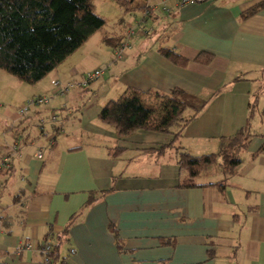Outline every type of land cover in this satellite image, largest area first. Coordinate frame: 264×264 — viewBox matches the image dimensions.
I'll return each instance as SVG.
<instances>
[{
  "label": "crops",
  "instance_id": "crops-1",
  "mask_svg": "<svg viewBox=\"0 0 264 264\" xmlns=\"http://www.w3.org/2000/svg\"><path fill=\"white\" fill-rule=\"evenodd\" d=\"M140 1L135 12L142 19L133 25L143 20L142 8L152 7L151 19L163 28L155 44L140 30L129 36L135 27H127L121 14L115 30L95 35L35 86L12 82L0 71V162L11 165L0 175V264H43V245L60 237L76 215L61 253L65 264H264V94L252 121L257 138L224 195L216 187L180 189L176 151L196 158L217 154L221 139L247 125L249 105L264 85V12L241 18L264 0H206L185 7ZM167 36L164 48L187 60L184 68L159 54ZM126 42L130 49L117 61L116 51ZM201 55L213 57L210 66L196 63ZM92 71L106 72L104 81L76 116L68 105L81 100L79 92L70 100V94L51 98L55 80L80 83ZM81 90L88 93L90 86ZM175 90L198 98L217 95L182 131L176 148L161 154L174 136L160 131L170 122ZM132 95L147 110L149 130L119 140L98 117L107 103ZM41 98H51L50 104L29 112L36 118L30 131L34 118L19 113ZM20 138L27 150L17 157L13 146ZM116 149L122 152L115 155ZM15 177L23 188L9 184ZM222 181L215 176L199 183ZM91 197L97 201L87 205Z\"/></svg>",
  "mask_w": 264,
  "mask_h": 264
},
{
  "label": "trees",
  "instance_id": "trees-1",
  "mask_svg": "<svg viewBox=\"0 0 264 264\" xmlns=\"http://www.w3.org/2000/svg\"><path fill=\"white\" fill-rule=\"evenodd\" d=\"M115 1L125 14L138 11L141 3L138 0ZM148 7L147 5L142 9L145 11ZM262 12H264V3L245 13L241 19L248 20ZM105 27L106 21L95 13L93 0H0V71L20 83L35 86L63 65ZM169 40V36L162 40L159 54L172 66L184 68L188 63L187 60L164 48ZM105 43L112 45L111 40H105ZM212 61V56L201 55L196 63L210 66ZM263 94L264 85L249 105L247 125L235 136L221 139L217 154L196 158L175 146L182 131L196 121L217 94L198 98L180 90L173 92L175 105L170 111V122L160 133L172 134L171 130L176 128H179V131L174 134L171 143L161 148L159 153L163 154L167 149L176 148L181 179L180 189L216 187L224 195L227 181L236 176L243 165L242 154L249 150L253 140L257 138L252 130V121L259 114V102ZM187 112H191L192 116L185 119ZM146 114L147 110L140 99L132 95L126 100L107 103L98 120L101 124L112 128L117 139L126 140L139 131L149 130L145 125ZM263 151L264 147L259 154ZM121 152V149L114 151L115 155ZM215 176H221L223 181L206 186L199 183L203 178ZM95 201L97 199L91 197L87 205ZM77 217L78 215L72 218L60 237L43 245L42 250L45 247L49 248L46 254L49 264H65L67 261L66 258H62L61 253L69 244L67 241L69 229Z\"/></svg>",
  "mask_w": 264,
  "mask_h": 264
},
{
  "label": "rangeland",
  "instance_id": "rangeland-1",
  "mask_svg": "<svg viewBox=\"0 0 264 264\" xmlns=\"http://www.w3.org/2000/svg\"><path fill=\"white\" fill-rule=\"evenodd\" d=\"M138 1H140V0H138ZM117 2L115 1V0H93V5H94V7H95V13H96V15L98 16V17H100V18H102L103 20H105V21H107V28L106 29H104L103 30V32L105 33H111L113 30H115V27H117V23H118V21H119V18H120V15L121 14H123V16H126V19H125V23H126V26L128 27L129 25H133V23H134V21H136L137 19L139 20V19H142L141 18V15H140V13H138V12H135V13H131V14H125V13H122L121 12V10L119 9V7L117 6V4H116ZM140 5H141V3H140ZM156 18L155 17H153L152 19H150L149 21H148V23L146 24V25H144V27L142 28V30H141V32L143 33V34H145V35H143V36H146V33H149L150 32V30L151 29H153L154 30V33H151V34H149V35H147V36H149V39H148V41L150 42V43H156V41L158 40V39H160L161 37H162V34H163V28L161 27V21L160 22H156L155 24H154V20H155ZM133 27H135L134 25H133ZM129 28H127V30H128ZM143 38H145V37H143ZM169 47L170 46H168V45H166V49H169ZM113 66V65H112ZM2 72V71H1ZM104 72V71H103ZM91 73H94V71H92ZM3 74H5V73H3ZM88 74H90V73H88ZM87 73H85L84 75L86 76V75H88ZM104 74H106V72H104ZM6 75V74H5ZM83 75V78H85V76ZM8 76V75H7ZM109 73H107V76H106V78L107 79H109ZM11 79L10 80H12V82H19V81H16V79H14L13 77H11V76H9ZM83 78H82V80H83ZM104 76L102 77V78H100V79H98L96 82H94V83H92L91 85H90V90L88 91V93H86V92H83L81 89H77V88H75V89H73L72 90V92L70 93V95L67 97L68 98V100H70L71 99V96L72 95H74L75 93H77V92H79L80 93V95H81V100H78V98H76L77 99V103L76 102H72V103H69V105H68V107L70 108V110L72 109V111L74 112V115L76 116L77 114L76 113H79V111L80 110H78V108L77 107H80V108H82L84 105H86L89 101H90V99H91V95H92V92H95L96 90H97V88H99V86H100V84L101 83H103V81H104ZM49 99H51V98H49ZM75 99V100H76ZM54 100H57V99H54ZM58 100H64V98H59ZM78 105V106H77ZM94 105H95V103L93 102V103H91L90 105H88V109L90 110L91 108H93L94 107ZM40 108H47V106H42V107H40ZM44 110V109H43ZM82 110V109H81ZM14 111H16V110H14ZM76 111H78V112H76ZM3 115H4V113H3V111H0V117L1 118H3ZM29 116H30V118L31 119H33V120H31L30 122H29V125H30V131H32L33 129H34V124H32V122H34V121H36V118L32 115V112L31 113H29ZM191 117V116H190ZM185 119H188L189 118V115H185V117H184ZM45 125L46 126H49V124L46 122L45 123ZM18 126H20V125H18ZM39 127V126H38ZM179 129V128H178ZM178 129L176 128V129H173L172 131H173V133L174 134H176V133H178ZM36 142L39 144H41V143H43V144H41V148H43V146H44V141L42 140V139H40V138H38V140H36ZM27 147H26V145H25V147H24V149H26ZM27 150V149H26ZM247 154H242V160H244L245 159V156H246ZM139 164V163H138ZM137 164V165H138ZM3 174V173H2ZM1 175V174H0ZM8 179H10V177L8 178ZM16 183L17 184V186H18V188L20 187V188H23V186H24V184H21L20 182H21V179L20 178H17V177H15L13 180H11L10 181V183L9 184H12L13 185V183ZM8 184V185H9ZM14 186V185H13ZM13 186H10V188H9V193H12V189H13ZM17 186H14L15 188H16V190H19L18 188H17ZM8 193V194H9ZM18 194V192L16 193V194H13V197H16V195ZM23 198H25V196L23 197ZM4 199H6V198H4ZM3 203H6V202H3ZM9 205H12L11 204V202L10 203H8ZM15 211H17V209H15V208H13V209H11V211H10V213L11 214H13V212H15Z\"/></svg>",
  "mask_w": 264,
  "mask_h": 264
},
{
  "label": "built area",
  "instance_id": "built-area-1",
  "mask_svg": "<svg viewBox=\"0 0 264 264\" xmlns=\"http://www.w3.org/2000/svg\"><path fill=\"white\" fill-rule=\"evenodd\" d=\"M165 1H172L177 4L178 7H185L190 4L194 3H203L206 0H165ZM154 9L152 7H148L143 15V20H141L134 29L130 30L129 36H135L136 30H142L144 25L147 24V21L151 19L152 12ZM151 33H154V30L151 29L149 33H146V35H149ZM130 49V45L128 42L122 44V46L116 51L115 58L117 61H122L125 58V52ZM103 77V72L98 71L94 73H90L83 78V80L80 83H65L61 80H55L54 83V89L51 93V98H67V96L72 92L73 89H86L88 88L92 83L96 82L98 79ZM50 100L48 98H41L36 99L29 104H27L19 113V115L22 118H25L29 112L34 108H40L42 106H48L50 104ZM26 140L24 138H20L13 146V153L17 157L22 156V151L25 147ZM40 158V155H38ZM11 169V165L8 159L3 160L0 162V174L6 171H9ZM49 251L48 247H45L44 250L41 249V253L45 256V261L43 264H49V261L46 259V254ZM75 254L74 251L70 252V256H73Z\"/></svg>",
  "mask_w": 264,
  "mask_h": 264
}]
</instances>
